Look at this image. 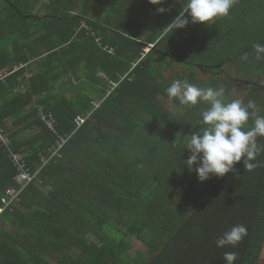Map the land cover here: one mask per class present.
Returning <instances> with one entry per match:
<instances>
[{
  "label": "trees",
  "instance_id": "trees-1",
  "mask_svg": "<svg viewBox=\"0 0 264 264\" xmlns=\"http://www.w3.org/2000/svg\"><path fill=\"white\" fill-rule=\"evenodd\" d=\"M78 1L0 0V73H12L0 82V127L34 169L67 139L62 156L41 168L42 183L0 215V264H226L225 252L237 253L235 264H264V154L252 171L242 158L234 171L200 182L186 167V135L202 127L209 105L182 106L166 94L186 79L223 87L231 102L228 92L241 83V101L264 116V58L254 48L264 44V0H236L228 16L176 31L170 23L185 0H100L89 14ZM146 9L156 16L148 34ZM41 106L57 132L41 120ZM90 110L78 127L75 118ZM17 173L0 144V205ZM237 224L247 228L243 240L216 247ZM135 239L148 254L132 256Z\"/></svg>",
  "mask_w": 264,
  "mask_h": 264
},
{
  "label": "clouds",
  "instance_id": "clouds-1",
  "mask_svg": "<svg viewBox=\"0 0 264 264\" xmlns=\"http://www.w3.org/2000/svg\"><path fill=\"white\" fill-rule=\"evenodd\" d=\"M148 2L162 5L165 0ZM235 2L236 0H185L182 10L170 25L176 31L184 29L190 22L207 24L216 18L228 16ZM169 10L158 7L156 12L162 14ZM254 48L256 58H264V44H256ZM166 94L169 99L178 100L182 106L192 107L200 102L209 105L201 114L202 127L186 135L189 138L185 148L190 152L186 167L189 171H195L200 182L213 175L220 178L234 171V165L242 158L245 171H252L258 166L257 157L264 154V144L257 142L258 137H264V116L257 115L254 101L249 100L247 104L241 100L225 102L223 87L201 88L186 79L172 82L166 89ZM251 117L255 118L254 125L246 128ZM246 235L245 225H234L215 240L216 247H236ZM223 259L226 264H235L238 256L236 252H225Z\"/></svg>",
  "mask_w": 264,
  "mask_h": 264
},
{
  "label": "built area",
  "instance_id": "built-area-1",
  "mask_svg": "<svg viewBox=\"0 0 264 264\" xmlns=\"http://www.w3.org/2000/svg\"><path fill=\"white\" fill-rule=\"evenodd\" d=\"M112 51V49H111ZM27 65H20L15 68V71H18L20 69H23ZM13 72V73H14ZM12 73L8 72H2L0 73V82L4 81L7 76L11 75ZM130 74L124 75L120 77V81L117 82H110V92L114 91L120 84V82L128 79ZM28 78H32L33 75H27ZM100 77L104 78L103 74H99ZM27 92L26 88L21 87L18 89L16 92ZM99 102H93L94 109L99 107ZM93 109V110H94ZM93 110L88 111L84 115H79L75 118V122L78 127L86 123L89 119L92 118L93 116ZM40 118L41 120L45 123L46 126L51 128L54 132H57V119L55 116L49 112V114L45 113V108L44 106L40 107ZM67 142V139L64 137H60L58 140V143L50 150L49 156H42V161H43V166L47 165L50 163L55 157L62 156L61 149ZM0 144L1 146H4L8 151H9V158L11 159L12 163L14 166L17 168L18 173L15 177V182L17 183V186H11L6 190L5 197L2 199V203L0 205V215L7 209L12 208L14 206H17L19 201H20V195L24 190H26L32 183H37L40 184L42 183L41 179L39 178V173L41 171V168L39 169H34L29 165V162L27 160V154L15 152L12 150L11 145V137L7 133L6 129L3 127H0Z\"/></svg>",
  "mask_w": 264,
  "mask_h": 264
},
{
  "label": "rangeland",
  "instance_id": "rangeland-1",
  "mask_svg": "<svg viewBox=\"0 0 264 264\" xmlns=\"http://www.w3.org/2000/svg\"><path fill=\"white\" fill-rule=\"evenodd\" d=\"M77 4H78V7H79V8H77L78 9L77 11L83 10V13L89 14V9L91 8V6H93V9H94L95 6H99L100 0H79L77 2ZM44 11H45V9H42V13ZM75 14H76V12H75ZM106 14L107 13H103L102 16H104ZM155 22H156L155 14L150 12V10L146 9V11L142 15V18H141V21H140V25H141V28L143 30V33L144 34H148L149 32H151L153 30ZM231 70H235V69L233 67H231ZM177 71L180 72V69L178 68ZM234 72H236V71H234ZM202 78L204 79V76H202ZM205 79H210V77H206ZM250 79H253V78L251 77ZM195 86L202 87L203 85H200V86L199 85H195ZM247 93H248V89H246L245 86H242L241 83H237L236 85H234L230 89V91L228 92V96L231 97V98H234L236 100H242L246 96ZM164 104L168 108L175 110V107H174L175 104H173V101H171V100L164 101ZM11 124L12 123L10 122L9 126H11ZM9 229H11V227L8 224H6L5 230H9ZM133 247L134 248L131 251V254L134 257L138 256L139 253H144V254H148L149 253V245L146 244L145 242H143L140 239H135V243H134Z\"/></svg>",
  "mask_w": 264,
  "mask_h": 264
},
{
  "label": "crops",
  "instance_id": "crops-1",
  "mask_svg": "<svg viewBox=\"0 0 264 264\" xmlns=\"http://www.w3.org/2000/svg\"><path fill=\"white\" fill-rule=\"evenodd\" d=\"M81 11H83V10H81Z\"/></svg>",
  "mask_w": 264,
  "mask_h": 264
}]
</instances>
